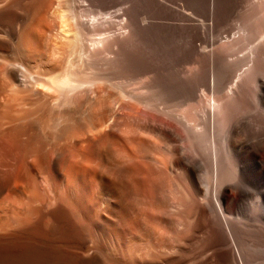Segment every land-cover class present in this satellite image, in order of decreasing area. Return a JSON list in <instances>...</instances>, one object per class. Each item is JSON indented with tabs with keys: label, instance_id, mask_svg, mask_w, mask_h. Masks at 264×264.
I'll use <instances>...</instances> for the list:
<instances>
[{
	"label": "bare ground",
	"instance_id": "6f19581e",
	"mask_svg": "<svg viewBox=\"0 0 264 264\" xmlns=\"http://www.w3.org/2000/svg\"><path fill=\"white\" fill-rule=\"evenodd\" d=\"M179 1L0 0V264H251Z\"/></svg>",
	"mask_w": 264,
	"mask_h": 264
},
{
	"label": "rangeland",
	"instance_id": "374dc122",
	"mask_svg": "<svg viewBox=\"0 0 264 264\" xmlns=\"http://www.w3.org/2000/svg\"><path fill=\"white\" fill-rule=\"evenodd\" d=\"M182 1L195 36L207 46L206 57H194V89L211 92L190 119L203 105L223 106L232 119L224 124L220 116L217 134H227L236 150L243 244L255 251L245 247L251 264H264V0Z\"/></svg>",
	"mask_w": 264,
	"mask_h": 264
}]
</instances>
